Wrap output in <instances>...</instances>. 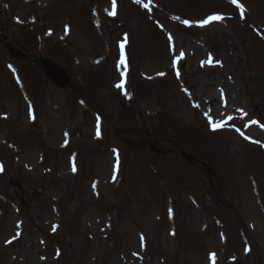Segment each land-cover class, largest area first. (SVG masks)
<instances>
[{"label":"rangeland","instance_id":"obj_1","mask_svg":"<svg viewBox=\"0 0 264 264\" xmlns=\"http://www.w3.org/2000/svg\"><path fill=\"white\" fill-rule=\"evenodd\" d=\"M115 3L0 0V264H264V0Z\"/></svg>","mask_w":264,"mask_h":264},{"label":"bare ground","instance_id":"obj_2","mask_svg":"<svg viewBox=\"0 0 264 264\" xmlns=\"http://www.w3.org/2000/svg\"><path fill=\"white\" fill-rule=\"evenodd\" d=\"M180 52L184 53L182 57L178 55ZM190 55H192V52L189 46H185L184 48H179L176 51V54L173 56V61L180 62L179 61L180 59L181 61L184 59H188ZM184 62L187 61L184 60L180 63H184ZM214 79H215L214 77H211L210 81ZM211 83L214 84L213 82ZM205 84L206 83H204L203 85L199 84L197 88H193V90L189 93V96L195 102L201 103L207 112H212L214 113L215 117H218L226 114L225 113L226 111L229 112L230 110H233L235 108V106L238 103L237 100L239 98V96H237L235 91H233L232 89L229 90V92L227 93L228 98L226 97L225 101L222 100L221 102H219L216 96V91H215L216 87L214 88L212 84L204 87Z\"/></svg>","mask_w":264,"mask_h":264},{"label":"snow or ice","instance_id":"obj_3","mask_svg":"<svg viewBox=\"0 0 264 264\" xmlns=\"http://www.w3.org/2000/svg\"><path fill=\"white\" fill-rule=\"evenodd\" d=\"M136 2H137V3H140L141 0H136ZM233 3H236V0H233ZM115 6H116V3H115V0H113V9H115ZM144 6L147 7L146 4H145ZM237 6L240 7V8H243V5L238 4ZM109 15H115V12H114V11H113V12H110ZM220 19H222V17L219 16V15L211 16V17H209L208 19L203 20V21L201 22V26H204V25L210 23V22L213 21V20H220ZM184 23H185L186 25H188V24H189V21L185 20ZM170 39H171V37H170ZM178 55L182 57V56L184 55V53H183V52H180ZM174 63H175V61H174ZM117 87H122V85H121V84H118ZM209 120H210V123H212L211 118H209ZM222 126H223V125H221V124L212 123V127H213V130H214V131H215L216 129L222 127Z\"/></svg>","mask_w":264,"mask_h":264},{"label":"water","instance_id":"obj_4","mask_svg":"<svg viewBox=\"0 0 264 264\" xmlns=\"http://www.w3.org/2000/svg\"><path fill=\"white\" fill-rule=\"evenodd\" d=\"M44 69L47 73V75L54 80L55 83H57L60 87L63 85V83L67 80L64 73L59 71L57 67L54 65H50L48 63H45Z\"/></svg>","mask_w":264,"mask_h":264}]
</instances>
